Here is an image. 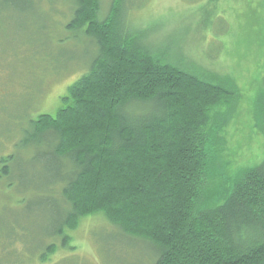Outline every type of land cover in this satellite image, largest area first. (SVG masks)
<instances>
[{
    "label": "trees",
    "instance_id": "1",
    "mask_svg": "<svg viewBox=\"0 0 264 264\" xmlns=\"http://www.w3.org/2000/svg\"><path fill=\"white\" fill-rule=\"evenodd\" d=\"M42 1L32 14L50 22L58 0ZM61 1L64 28L96 52L56 116L25 118L18 153L0 157V179L9 181L20 151L33 158L45 150L59 168L44 195L18 190L29 197L0 215V264H52L60 250L77 252L70 233L89 217L149 243L154 264H264V158L238 167L223 154L243 102L238 79L194 62L178 42L162 45L154 27L134 25L131 14L147 0H112L107 11L102 0ZM211 16L206 10L200 22ZM256 19L257 28L245 23L228 36L240 60L258 48L255 38L264 46ZM255 96L251 125L264 137V85Z\"/></svg>",
    "mask_w": 264,
    "mask_h": 264
},
{
    "label": "rangeland",
    "instance_id": "2",
    "mask_svg": "<svg viewBox=\"0 0 264 264\" xmlns=\"http://www.w3.org/2000/svg\"><path fill=\"white\" fill-rule=\"evenodd\" d=\"M111 1L102 0L103 10H108ZM203 2L147 0L143 8L131 14L132 22L140 27H154V35L161 39L162 45L173 46L178 42L194 62L238 79L243 102L234 122L226 128L228 143L224 144L223 154L232 166L254 163L264 158V137L252 129L249 115L256 92L264 85V46L255 38L258 48L250 52V58L240 60L231 53L228 36H237L240 25L245 23L257 28L256 16L264 20V0ZM45 4L42 0H0V157L18 153L16 144L23 137L22 130L30 127L25 118L35 119L39 114L56 116L61 108L60 98L88 71V63L96 52L81 34L64 28L69 14L61 0L56 3L57 11H52L50 22L45 18L42 21L39 14L37 17L32 14L34 10L41 11ZM206 10L213 16L206 17L208 24H202L200 19ZM31 47L39 53L35 60L29 54ZM38 152L39 156L34 154L32 158L20 151L15 178L0 179V215L29 197L19 195L18 190L22 192L31 185L43 194L59 171L55 163L45 159V150L44 155ZM44 200L52 202L47 196ZM99 218L83 219L78 229L70 233L77 252L60 250L52 264L65 263L72 256L79 264H109L110 261L113 264H154L157 261L158 254L149 243L133 242L136 239L119 233L107 220ZM1 221L0 225H5L6 220ZM42 224L47 227L49 222L44 219Z\"/></svg>",
    "mask_w": 264,
    "mask_h": 264
}]
</instances>
